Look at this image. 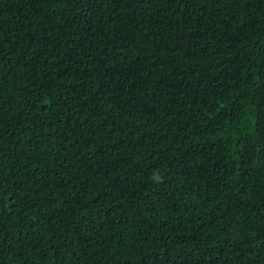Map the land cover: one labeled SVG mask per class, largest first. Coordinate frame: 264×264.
I'll list each match as a JSON object with an SVG mask.
<instances>
[{
	"label": "trees",
	"instance_id": "trees-1",
	"mask_svg": "<svg viewBox=\"0 0 264 264\" xmlns=\"http://www.w3.org/2000/svg\"><path fill=\"white\" fill-rule=\"evenodd\" d=\"M0 264H264V0H0Z\"/></svg>",
	"mask_w": 264,
	"mask_h": 264
}]
</instances>
